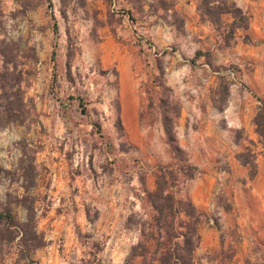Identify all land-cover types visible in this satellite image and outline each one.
I'll use <instances>...</instances> for the list:
<instances>
[{"label": "rangeland", "instance_id": "1", "mask_svg": "<svg viewBox=\"0 0 264 264\" xmlns=\"http://www.w3.org/2000/svg\"><path fill=\"white\" fill-rule=\"evenodd\" d=\"M260 99L264 0H0V264H156L162 182L194 264H264Z\"/></svg>", "mask_w": 264, "mask_h": 264}, {"label": "trees", "instance_id": "2", "mask_svg": "<svg viewBox=\"0 0 264 264\" xmlns=\"http://www.w3.org/2000/svg\"><path fill=\"white\" fill-rule=\"evenodd\" d=\"M260 102V111L254 116V124L257 133L264 136V99H260ZM160 176L164 177L163 174ZM163 183H157L152 192L146 193L152 211L148 225L151 232L130 247L126 258L134 255L144 257L146 242L153 239L156 249L162 250L154 252L150 261L156 264H194L192 251L198 240L197 222L202 214L195 210L187 198H175L172 192H164ZM3 216L8 220L11 218L8 214H0V218ZM19 241L22 246L32 244V239L23 234L19 236Z\"/></svg>", "mask_w": 264, "mask_h": 264}]
</instances>
